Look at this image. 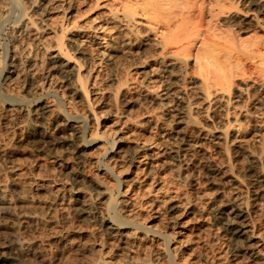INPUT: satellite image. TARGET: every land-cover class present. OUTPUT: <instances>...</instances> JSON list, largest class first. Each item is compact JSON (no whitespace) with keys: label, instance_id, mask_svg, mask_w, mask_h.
<instances>
[{"label":"bare ground","instance_id":"bare-ground-1","mask_svg":"<svg viewBox=\"0 0 264 264\" xmlns=\"http://www.w3.org/2000/svg\"><path fill=\"white\" fill-rule=\"evenodd\" d=\"M51 1L31 0L26 4L23 0H10V4H4L0 0V24L8 22L11 16L16 17V22L9 28H0V33L3 31L8 38L5 44L0 38V103L6 105L4 109L0 106V109L4 111L3 114L16 112L15 119L24 117L19 126V131L24 132V139L13 137L15 145L25 141L38 144L37 148L42 150L40 144L44 142L71 143L74 162L58 153L53 154L56 168L64 169L62 179H57L55 175H40V164L36 158L23 168L19 167L14 164L15 156L23 155L4 144L0 138V172L4 176L10 175L0 188V214L6 218V222L0 221V228L8 226L12 229L11 234L0 239V264H27L30 251L33 256L44 260L49 244L54 241L64 248L62 236L52 239L25 237L20 229L33 227L37 222L50 223L49 215L45 217L43 209L38 210L37 205L46 201L48 196L54 203L65 193L68 199H73V209L77 213L87 217L92 210L98 211L103 232L111 239L110 247L99 244L94 249H86L90 260L84 264H113L111 253L116 251L122 254L124 264H185V253L190 247L193 244L201 245L199 233L207 226L208 217L219 231L215 233L217 243L231 246L233 252L228 254L225 249L215 253L203 245L204 251H199L201 247H198L197 251L193 249L194 254L190 251L187 254L192 264H264V235L252 219V216L264 218V151L259 147L254 152L247 151L239 139L242 125L237 116L241 111L230 108L231 99H224V95L230 91L232 76L238 75V72H241L240 76L248 73L264 76V0H111V7L106 4L111 8L108 13L113 30L117 28L118 31L128 32L135 14L140 10L148 20L165 22L161 46L162 49L169 48L172 54L169 61L161 59L158 73H163L160 74L164 78L167 73L174 76L172 67L178 68L186 76L185 56L193 52L202 73L200 85L193 94L196 102H200L198 110L207 115L212 106L209 103L216 102L220 103L218 107L222 110L220 119L212 128L197 126L193 115L195 108L183 101H188L189 95L182 87L175 95L179 103L171 107L176 114L167 112L166 123H161L159 118L152 115H147L142 121L134 120L129 113L118 112L113 106L106 112L105 121L99 122L91 105L99 98L102 89L97 84L94 62L83 54L80 44L90 43L97 52H105L106 57H111L118 45L112 40L118 39L119 35L114 33L115 37L106 40L104 30L90 33L92 18L75 21L68 29L67 21L72 14L65 17L64 23L50 25L48 18L55 9L64 6L65 0H55L61 4L58 7ZM93 1L94 9L100 6L98 1L101 0ZM227 2L230 4L227 5ZM73 7L68 4L65 10L62 9L73 10ZM117 7L121 9L114 11ZM220 22L223 24L219 27H226V30L217 34L214 24ZM146 23L143 25L147 26ZM249 32L254 37L241 39V33ZM20 33L41 38L45 33L48 38H53L51 46L41 40L33 46L36 51L50 50L48 73L44 76V87L37 81H28L25 95L18 90H4L1 86L2 82L9 81V76L14 73L12 68L25 55L31 66L24 76L30 77L35 72V57H30L32 46L18 41L17 35ZM65 36L69 46L63 44ZM124 39L120 42L129 46V40ZM73 54L82 57L75 62L72 60ZM155 73L149 70L146 74ZM158 83L162 82L158 80ZM50 88H55L54 99L46 100L45 91ZM247 90L248 86L241 87L240 92ZM144 96L156 99V94L151 91L146 90ZM234 98H239V95ZM249 98L245 97L247 100ZM26 101H36L32 112L46 116V124L38 128L30 121L29 110H21V104ZM78 103L82 109L77 108ZM65 104L71 107L70 111L64 108L67 106ZM0 118L3 117L0 115ZM51 123L58 128L56 135L52 136L47 133ZM145 125L149 130H156L155 136L165 137L170 142L169 146L157 149L154 141L140 139V135H137L136 142H126L121 135L124 130H129L128 127L138 129ZM91 148H95L97 153H90ZM208 148L220 161H213ZM241 153L250 158L251 162L246 167L232 164V157ZM34 154L27 153L30 157ZM169 163L175 168L170 178H155V174L166 169ZM183 164L202 169L205 185L197 188L191 198L182 197L173 188L183 177ZM90 166L96 170L86 175L84 169ZM142 172L143 175H140ZM127 179L132 184L121 191ZM49 181L55 185V190L48 188L46 182ZM139 187L141 196L150 200L145 202L151 208L150 215L144 216L139 207L130 201L129 194L138 191ZM17 205L23 206V209H18ZM190 234L194 235L193 238L189 237ZM81 235L91 237L94 234L90 231ZM135 242L143 245L140 255L134 249L129 253L122 252Z\"/></svg>","mask_w":264,"mask_h":264},{"label":"rangeland","instance_id":"rangeland-1","mask_svg":"<svg viewBox=\"0 0 264 264\" xmlns=\"http://www.w3.org/2000/svg\"><path fill=\"white\" fill-rule=\"evenodd\" d=\"M1 1H3L2 3L4 4L6 3L10 4V0H1ZM30 1L31 0H23V2L26 4L29 3ZM37 1L41 2L43 0H37ZM52 1L51 2L52 4L54 3L53 4L54 6L57 5L56 7H58V5L59 6L61 5L55 0ZM92 1L93 0H81V1L65 0L63 3L64 6H62L61 9L60 8H57V10L55 9L48 18L47 23L50 25H55V24L60 25V22L64 23L65 17L68 18L72 14V16L74 17L72 16L69 17L67 21L68 26L66 28L68 29L71 27V24L75 23V21L78 22L79 20V22H81L86 20V18H92L90 22L92 30H90V33L94 32V34H96L104 30L106 31L105 32L106 34L104 33V35H106V40H110L109 37L113 38V36L115 37L117 34L119 35L118 37L119 40L118 39L112 40V42L115 41L116 44L118 45L116 46L115 53L111 57H106L105 52L102 53L97 52L90 43L83 42L80 44V49H82L81 51L83 52V54L91 57V59L94 62V71L95 74L97 75V84L99 88L102 89V91L99 93V98L96 99V101H94L93 104L91 105L94 113L96 114L97 120L99 122L105 121L106 112L110 109V107L113 106L112 108L117 109L118 112L129 113L130 117H133V119L135 118L134 120L138 119L139 121H142L144 118H146L147 115L149 116L152 115L155 116L156 118H159V121L161 123H166V121H168L167 112L171 113L172 115L176 114L175 112L172 111L171 107L173 105H176V103H179L177 102L178 97H175V95H178L177 91L182 87L184 92H186L189 95L188 101L186 99L183 101L185 102L186 105H192V108L193 109L195 108L193 110V115L195 116L194 118L197 123V126H203L207 128L214 127L218 122V120L220 119L222 110H220V108L218 107V105H220L219 102L209 103L212 106L211 109L208 111L207 115L202 114L200 110H198L199 108L198 103L200 102L199 100L198 102H196L197 99L194 96L195 95L194 91L196 90V87H199L200 85L199 83H200V79L202 78V73L200 68L197 66V62L193 52L190 55L185 56L186 58L185 71L187 74L186 76L184 75L185 77L178 71V68L176 69L173 67H172L173 69L171 67L170 68L173 71V73H175L174 76H169L167 73L164 75L165 76L164 78L161 75L163 73L161 72L158 73L159 68L161 66L160 64L161 59H165V61H169V59H171L170 56L172 54L169 48L162 49L161 46L162 45L161 37L162 35H165V31H162V28H164L163 26H165L164 24L165 22L162 23L161 21L163 20L160 21H156L154 19L148 20L149 18L144 17L140 12L141 6H139L140 8L139 7L138 8L140 11L137 14H135L131 27L127 29L128 32L124 30L125 32H127L126 34L124 31L122 32L118 31L117 28H114L113 30V25L112 23L109 22L108 11L111 9L110 8L111 0H101L102 2L98 1L100 2L99 3L100 6H97V8L95 9H94L95 2ZM68 4H71L72 7L74 6L73 10L71 8V10L66 9V11H64L65 8H67ZM106 4H109L110 7ZM229 4L230 3L227 2V5ZM86 9H87V13H86ZM118 9L121 8L117 7L114 8L113 10L116 11ZM84 13L86 14L84 15ZM62 14L64 15V18ZM83 15H84V19H83ZM11 17L8 22L5 23L3 22V24L2 23L0 24L1 29L9 28L10 25L16 22V17L15 16L12 18ZM71 18L72 20L74 19L73 20L74 22H72ZM146 21H148V23H146ZM145 23L147 24V26L143 25ZM156 23L159 25L155 26L157 25ZM148 24H150V26ZM222 24H223L222 22L214 24L217 34L221 30H226L225 29L226 27L223 28L219 27ZM116 30L117 32L119 33L121 32L122 34L115 32ZM238 33L240 34V32ZM125 34L127 36H124ZM0 36L4 44L8 42V38L3 31H1ZM17 37H18L17 38L18 41L20 42L22 41V43L25 44L26 46L29 47L32 46L31 48L33 49V51L30 57L33 58L35 57L34 59H35L36 67L35 66L33 67L35 72L32 75H30V77L24 76L25 71L31 66L28 57L25 55L21 57L20 61L18 62V65L12 68L14 73L13 75L9 76V81L7 80L5 81V83L2 82L3 85L1 86L4 88V90L6 88L18 90L22 95H25V93L27 92L26 86L28 81H32V82L37 81L38 84L44 87L46 82V78L44 79V76L48 73L47 68L49 65L48 57L50 50L40 49L36 51L37 49H35V47L33 46L39 40H41V42H45L46 45L51 46L53 42V38H48V36H46L45 33H43L42 35L43 38H41L38 35H33V34L23 35L22 33L18 34ZM66 37L67 36L64 37L63 44L65 46H69V44L65 40ZM122 37H124L125 39ZM252 37H254V34L252 32L241 33V39H246V38L248 39ZM126 38L127 40H129V46H126L125 44H122L120 42L122 39H124V41H127ZM197 40L200 41V38H197ZM42 44L45 45L44 43ZM72 57H73L72 60L77 62L79 61L78 59L82 56L73 54ZM170 68H168V70H170ZM149 70L155 71L157 75L156 73L155 75L146 74L148 73ZM240 73L241 72H238V75L232 76V84L230 87V91L226 93V95H224V99L225 100L227 98L231 99L230 108H234L236 112L241 111L240 114L237 116L238 121L242 125L240 128L241 134L239 139L244 144L247 151L254 152L256 151V149H258V147L262 148V150L264 151V76H258L257 74L254 75L253 73L251 74L248 73V75L251 76H248L247 74L246 76L245 75L240 76ZM159 76H161V78H158ZM158 80H160V82L162 83H158ZM122 83L124 84L122 85ZM245 86H248L247 92H240L241 87H245ZM53 89L55 88H50L49 90L45 91L44 97L45 98L47 97L46 100L54 99ZM146 90L155 93L156 99L151 100L146 98L144 96ZM237 95H239V98H234ZM245 97H250V98L247 100L245 99ZM242 101H246V102L242 103ZM36 104H37L36 101L33 102L26 101L21 104L23 105L21 107L22 108L21 110L23 111L26 109L29 110L28 112H29L30 121L32 123H35V126L39 128L44 124H46V121L48 119L46 116L40 115L39 112H37L36 114L32 112L33 109H35ZM0 106L1 108L4 109L6 105L0 103ZM64 106H66L64 108L67 109V111H70L71 107L68 106V104H65ZM77 108L82 109V105L78 103ZM3 113L4 111L1 110L0 115L3 118L2 119L0 118V133H1L0 135H2L0 136V138L2 137L1 139L2 141L4 140L3 141L4 144H8L9 146L12 147L13 150L18 151V153L23 155V156L21 155L15 156L14 164L23 168L28 162L36 158V160L40 164L39 172H38L40 175H49V176L55 175L57 179H62L61 175L64 174V169L62 167L56 168V164H55L56 162L55 159H53V154L58 153L59 155H61V157L68 159L71 162H74L73 161L74 158L72 155V144L63 143L61 141L52 142V143L44 142L40 144L42 150H40V148H37L38 144H31L25 141L24 142L21 141L20 145L19 144L15 145L12 140L13 137H15V139L17 138L24 139V132L19 131L20 129L19 126L22 124L24 117L21 116L20 118L15 119L17 115L16 112L6 113V114ZM128 129L129 130H124L125 131L124 134H121L123 135L124 140L126 142H131V143L136 142V139L139 137L137 135H140L139 137L140 139L154 141L155 144L154 146L157 149L165 148L170 144V142H168V140L165 137L155 136L154 133L156 132V130L154 129L149 130L147 129L146 125L145 127L138 129H134L132 127H128ZM57 132H58V128L54 127V124L51 123L48 126L47 133L51 134L52 136V135H56ZM208 151H209L208 154H210L211 158L214 159L213 161L216 162L220 161V159L212 153L210 148H208ZM29 152L35 153L33 157L27 155V153ZM89 152L92 154H96L97 150L95 148H91L89 149ZM250 162H251L250 158L244 153L239 154L235 158L232 157V164L235 165L238 164L242 167H246ZM197 166L200 167L199 165ZM174 169L175 168H172V163H169L166 169H163L158 174H155V178L159 176L161 179H168L170 178ZM95 170H96L95 167L90 166L84 169V173L86 175H91ZM181 173L183 177L180 179L177 185L173 186V188L174 190L179 192L182 195V197L191 198L192 196H194V193L197 188L204 187L205 185L204 178L202 176V169L197 167H191V165L189 164L188 165L183 164V169L181 170ZM140 175H143V172ZM8 177H10L9 174L4 176V174L0 172V188L3 187V185L6 183ZM46 184H48L49 189H53L55 187V185L51 181L46 182ZM131 184L132 182L129 181V179H127L124 182L123 186L121 187V191H124L126 189V186H129ZM140 189L141 188L139 187L138 191L135 190L131 191L132 193L129 194L130 201L135 203L139 207L138 208L139 211H141V213H143L144 216L150 215L152 213L151 208L149 204L145 203V202H149L150 200L146 196L144 197L141 196L142 192ZM115 193L118 194L116 191ZM68 198H69L68 195L65 193L63 194V197L59 196V199L54 203L53 202L51 203L49 196L47 197V200L45 198L46 201H44L43 199L44 202L41 203L40 205H37V209L38 210L43 209L42 212L44 211L43 213H45L44 214L45 217L49 215L47 218L50 223L43 224L41 222H37L36 224L38 225L35 224L34 225L35 227L28 226L20 229V232L25 237L40 236L43 239L45 238L52 239L62 236L64 239V248L60 247L56 241L49 244L47 250L48 251L47 258H45L44 260L36 256H33L32 255L33 253L30 251L27 264H68V263L84 264L85 262L90 260V258H88L89 257L88 256L89 254L87 252L88 248L94 249L99 244L107 247L111 243V239L104 234L103 232L104 229L101 227L98 221V211L94 209L91 212H89V215L86 217L80 213H77L73 209L74 201L73 199H68ZM19 207L20 209H23V206L17 205L18 209ZM252 219L256 222V224H258L259 231L264 235V218L252 216ZM0 221L6 222V218L1 214H0ZM206 223L207 226L201 230L204 234L202 232H200L201 234L199 233L202 239L200 240L199 243L201 245L193 244V246L190 247L191 249H189V251L192 252L191 254H194L195 250L197 251L198 247H201L199 251L200 250L204 251L205 250L204 248H206V246H207L206 249H208L209 247V251L210 248L214 252L220 250L224 251L226 249V252H228V254H231L233 252L231 246L225 247L224 245L221 246V244L217 243L215 237L217 235L215 233H218L219 231L215 229L216 226L213 225V220L211 219V217L207 218ZM90 231L93 232L94 234L91 237L88 235L87 236L81 235L82 233L90 232ZM11 233H12V229L10 227L8 226H6L5 228L1 227L0 239H4ZM190 235L189 237L193 238L194 235L192 234L191 235L192 237ZM85 250L87 253H85ZM132 250L136 252V254L140 255L143 252V245H140L138 242H135V244L131 246H127V248L122 252L125 251L124 253H129ZM189 251L185 253L186 256L185 264L191 263L190 261L191 257L187 256V254L190 253ZM120 254L121 253L119 252L118 254L117 251L114 252V254L111 253L113 264H124V262L122 261L123 260L122 254L121 255ZM8 264H20V263L10 262Z\"/></svg>","mask_w":264,"mask_h":264}]
</instances>
